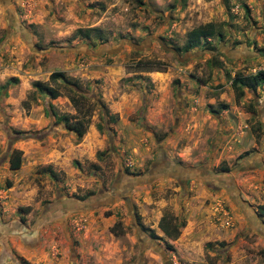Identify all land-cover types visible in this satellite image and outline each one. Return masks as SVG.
Returning <instances> with one entry per match:
<instances>
[{
    "label": "rangeland",
    "instance_id": "1",
    "mask_svg": "<svg viewBox=\"0 0 264 264\" xmlns=\"http://www.w3.org/2000/svg\"><path fill=\"white\" fill-rule=\"evenodd\" d=\"M260 68L264 0H0V264H264V86L231 87ZM159 158L192 178L133 182ZM120 173L127 198L111 195ZM162 216L184 223L176 238Z\"/></svg>",
    "mask_w": 264,
    "mask_h": 264
},
{
    "label": "trees",
    "instance_id": "2",
    "mask_svg": "<svg viewBox=\"0 0 264 264\" xmlns=\"http://www.w3.org/2000/svg\"><path fill=\"white\" fill-rule=\"evenodd\" d=\"M215 24L212 22H209L205 24L204 26H198L195 28H192L187 33V40L184 45V50L188 51L194 47H196L198 44L201 43L202 38H208L215 34L216 28ZM87 35V34H86ZM158 62L152 61V60H138L135 64L138 66V68H144L146 70H162V67L156 66ZM15 81V79H11V81ZM49 81L56 83L57 81H62L65 86H68V88H72L73 90H77L79 86L75 81H71L69 77L66 76V74L63 71L60 70H54L49 75ZM49 81H40L36 80L33 82V86L39 90L40 92L47 93V95L50 98H56L60 95V90L55 85L50 84ZM70 86V87H69ZM264 86V68H260L256 70L253 73H250L248 75H242V74H236L231 79V87L235 93V98L238 100L243 94L244 91L250 90L255 91L257 87ZM70 101L73 103V105L77 108L79 104V96H73L71 95ZM102 114L101 117L105 121H115V116L110 114L105 107L103 103H99ZM51 108L52 104H47ZM46 111L49 113V109L46 108ZM55 115V113H53ZM54 123H62L63 126L72 132H74L78 137H81L85 130L88 123V119H76L75 121H71L67 115L57 116ZM98 130L102 129V124H97ZM20 134V132H19ZM17 139L22 137L21 135L15 136ZM21 150L13 149L11 153V158L9 160V165L11 169H17L20 167L21 163ZM223 170L227 171L228 167L224 166ZM9 183V182H8ZM116 224L111 228V230L114 233H117V230L115 229ZM184 226V223H179L177 220L175 222L168 221L165 219L164 216H162L158 221V227L160 230L169 238H176L179 234V227ZM152 237H155L153 233H150Z\"/></svg>",
    "mask_w": 264,
    "mask_h": 264
},
{
    "label": "flooded vegetation",
    "instance_id": "3",
    "mask_svg": "<svg viewBox=\"0 0 264 264\" xmlns=\"http://www.w3.org/2000/svg\"><path fill=\"white\" fill-rule=\"evenodd\" d=\"M148 171L150 172V176H149L148 180L152 179L156 176H160V175L168 176V177L173 178L176 182H178V184L181 187H183V185L186 181H188L190 178H192L190 173H189L192 171V169H183L178 165L172 164V161H169L168 159L167 160H162L161 158L157 159L152 164V166L149 169H147L146 172H148ZM121 182L123 183V180H121V173H120L116 176V178L114 179L113 184L110 188L111 195L113 193L115 195H118V197L127 198L126 193L129 190L130 186L135 185V183H137V184L144 183V182H135L132 184H128L126 180L124 181V182H126L124 184H121ZM208 185H209V183H208ZM95 200H98V199L93 198V203H95ZM99 203H97V204H99ZM100 204L98 206H100ZM94 206L96 207L97 205H94Z\"/></svg>",
    "mask_w": 264,
    "mask_h": 264
},
{
    "label": "water",
    "instance_id": "4",
    "mask_svg": "<svg viewBox=\"0 0 264 264\" xmlns=\"http://www.w3.org/2000/svg\"><path fill=\"white\" fill-rule=\"evenodd\" d=\"M104 48H107V46L103 47V50H104ZM101 50H102V48L101 49L99 48L96 50V52H99ZM149 176H150V172L148 171L143 176H138L137 178L133 179V182H144L145 183L148 180ZM236 202H240V201L237 199Z\"/></svg>",
    "mask_w": 264,
    "mask_h": 264
}]
</instances>
